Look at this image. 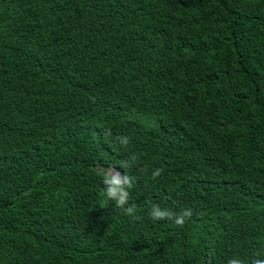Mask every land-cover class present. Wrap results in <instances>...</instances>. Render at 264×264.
Segmentation results:
<instances>
[{"label":"trees","instance_id":"obj_1","mask_svg":"<svg viewBox=\"0 0 264 264\" xmlns=\"http://www.w3.org/2000/svg\"><path fill=\"white\" fill-rule=\"evenodd\" d=\"M100 165L134 178L133 215ZM260 252L264 0H0V264Z\"/></svg>","mask_w":264,"mask_h":264},{"label":"clouds","instance_id":"obj_2","mask_svg":"<svg viewBox=\"0 0 264 264\" xmlns=\"http://www.w3.org/2000/svg\"><path fill=\"white\" fill-rule=\"evenodd\" d=\"M121 144L126 145L129 141V137L122 135L119 138ZM135 157L132 161H125L121 165L127 169L134 162ZM103 179L104 193L108 200H112L115 204L123 209V212L129 215L135 213V208L132 204H129V189L132 187L134 178L130 176L127 171L124 174L118 169H115L112 165L104 166L100 165L98 169ZM162 172V169L157 167L152 171V176H158ZM193 209L190 207H184L179 211L162 207L158 203H154L148 210V215L153 220H159L164 218H172L176 224H183L185 219L191 217ZM227 264H264V252H260L256 257L250 261L248 258H240L239 256L229 258Z\"/></svg>","mask_w":264,"mask_h":264}]
</instances>
